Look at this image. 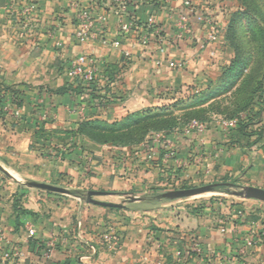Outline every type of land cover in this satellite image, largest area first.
I'll list each match as a JSON object with an SVG mask.
<instances>
[{
    "label": "crops",
    "instance_id": "0c3cea01",
    "mask_svg": "<svg viewBox=\"0 0 264 264\" xmlns=\"http://www.w3.org/2000/svg\"><path fill=\"white\" fill-rule=\"evenodd\" d=\"M185 1L0 0V160L17 179L24 182L21 178H33L51 183L75 173L77 166L71 161V155L62 159L54 151L53 141L60 133L61 123L66 127L77 121H121L167 102L170 96L165 92L172 86L182 88L204 83L198 77L199 72H194L196 65L191 56L198 51L206 32L194 30V35L179 45H172L171 39L168 40L173 28L170 23L177 14L186 11ZM122 7L139 25L130 34L120 30ZM83 10L91 11L98 24L94 38L81 45L75 34L79 12ZM150 18L155 22L152 27L146 25ZM224 19L222 16L223 23ZM153 30L162 33L151 36L156 43L157 38L167 37L164 45L143 44L141 37ZM81 54L96 59L100 72L97 83L101 87L114 74L109 104L100 107L87 93L77 95L66 91L74 84L68 75V62ZM160 59L165 61L162 66L156 63ZM169 60L183 64L179 75L175 76L174 70L169 69ZM207 70H215V66L211 64ZM13 92L17 93L20 106L13 103ZM15 110H20V117L13 114ZM181 131L179 138L173 139H179V156L187 163L186 169L193 173L208 169L215 178L264 189V110L259 120L251 124L247 135L235 129L226 130L216 123L203 132ZM159 160L162 164L158 166L164 167L180 163V160H166L163 155ZM95 170L97 178L109 175L102 180L104 189H118L115 171L107 169L105 174L106 169L101 165ZM129 182L135 185L134 181ZM5 185L0 178V227L4 230L0 264H179L175 256L178 236L172 239L173 233L161 225L153 224L150 229L147 225L143 228L133 225L123 229L126 232L121 248L109 253L97 244L96 233L102 231L97 226L102 224L98 220L85 223L87 208L81 210L73 226L68 222L72 216L60 198H43L37 192L22 196L18 188L5 191L2 188ZM20 199L18 208L36 215H21L19 224H22L17 228L16 218L21 211L15 210V204ZM51 204L55 208H49L54 210L48 216L46 206L52 207ZM176 227L179 229L178 223ZM31 229L34 236L30 235ZM180 229L186 231L184 225ZM150 230L157 238L146 240V245L143 239L136 240L133 231L145 237ZM203 231L201 237H211L203 240L209 250L228 249L230 240L226 236L220 240L216 238L220 236L218 231ZM7 251L21 253L16 263L4 258Z\"/></svg>",
    "mask_w": 264,
    "mask_h": 264
},
{
    "label": "rangeland",
    "instance_id": "374dc122",
    "mask_svg": "<svg viewBox=\"0 0 264 264\" xmlns=\"http://www.w3.org/2000/svg\"><path fill=\"white\" fill-rule=\"evenodd\" d=\"M193 1L197 3L200 15L196 17L195 22L190 20L188 26L190 25L193 31L198 29L205 32L209 27L214 26L219 36L215 43L208 45L205 35L202 39L204 47L200 45L198 51L191 56L196 65L194 72H199L198 77L203 78L204 83L201 86L182 88L172 86L165 92L171 99L169 97V100L161 106L149 108L144 114L129 119L130 128L135 127V131L129 134H116L118 129L121 131L126 129L125 120L111 122L107 120L105 122L108 126H93L88 129L95 134L94 137L91 135L95 139L127 137L138 142L133 146L117 147L110 143L101 144L78 134L77 129L81 122L77 121L66 127L61 123L58 131L60 133L53 141L54 151L62 159L71 155V161L77 166V170L74 174L64 175L57 181L42 183L64 188L69 194L50 193L31 188L25 184L39 181L33 178H21L18 175L25 184L17 185L14 180L0 171V178H3L6 184L2 188L8 192H11V188L12 190L18 188L20 192L22 191V196H25L26 192H37L42 194L43 198H60L66 212L72 216L68 222L73 226L81 210L87 208L85 223H89V220H98L97 222L102 224L97 226L102 228V231L96 233L97 244L109 253L121 248L123 235L126 232L123 229L133 225L140 228L147 225L149 226L147 229H150L153 224H158L173 233L172 239H177L174 235L178 236L175 256L179 264H264V202L232 196L224 187L190 198L177 200L162 198V194L170 191L217 183H232L236 188L244 187L238 185L240 182L236 180L226 181L215 178L208 169L203 173H193L186 169L187 163H183L179 156V144H177L179 139L173 138H179L181 130L190 131L188 124L193 120L210 127L212 123L220 125L223 121H230L228 119L231 117L242 116L254 88L264 76V0ZM122 12L126 18H130L127 9L122 7ZM222 16L225 17L224 23ZM174 18L175 21L173 19L170 23L173 28L168 40H172L170 42L172 45H179L173 38L175 34H179V30H182L184 25L177 16ZM160 34L162 33L153 30L140 37L141 40L146 37L149 40L147 43L143 41L145 46L151 47L152 43L154 46L164 45L163 42L167 41V37L157 38V43L156 40L151 39V36L158 37ZM158 62L165 63L163 59L156 60V63ZM170 62L179 63V61L167 62L169 69L174 70V75H179L180 69H172L169 66ZM211 64L215 66V70L209 71L207 67ZM230 67H233L234 71H225ZM98 74L100 75V72ZM113 124L116 126H112ZM161 155L166 160H180V163L177 166H158L162 164L159 163ZM0 163L7 168L1 160ZM99 165L105 167V174L107 169L115 171L119 179L118 189L110 190L102 187V180L108 179L109 175L106 174L103 179L97 178L98 173L95 168ZM129 181H134L135 185ZM71 191H78L79 195H72ZM91 191L107 192L108 195L95 196L94 199L122 207L109 208L88 203ZM132 198L141 200L131 202ZM17 202L18 206H21L22 200ZM51 205L52 207L46 206L45 213L48 216H51V210H54L49 208H55L54 204ZM177 223L179 229L176 227ZM180 224L184 225L186 233L181 231ZM80 228L79 224L78 239L81 235ZM204 229L218 231L220 236L216 235V238L220 240L226 236L230 240L228 249L209 250L203 240H211V237L207 238L205 235L201 237ZM133 232L136 233V240L143 239L144 245L146 240L149 242L153 237L157 238L152 230L146 232L145 237L139 231ZM190 232L193 234H189ZM196 243L199 247L195 246Z\"/></svg>",
    "mask_w": 264,
    "mask_h": 264
},
{
    "label": "built area",
    "instance_id": "2783aa9c",
    "mask_svg": "<svg viewBox=\"0 0 264 264\" xmlns=\"http://www.w3.org/2000/svg\"><path fill=\"white\" fill-rule=\"evenodd\" d=\"M165 3H168L170 0H164ZM184 7L186 9L185 12H181L179 14H177L178 19H180L183 22L184 27L181 28L182 30H179V34H175L173 40L174 42H181L182 40H184L185 38H189L192 37L193 34V29L192 27L189 25L188 26V22H190V20H194L196 17H199V9L197 8V3L195 4L194 1L192 0H187L184 3ZM123 9H125V7H123ZM121 13L119 15V25H120V30L123 34H129L133 31H135L136 29V24L134 22V20L132 19H128L125 17L124 12L121 11ZM154 20L153 18H150L148 20V23H146L149 27L154 26ZM98 22L94 16V14L89 11V10H83L81 12H79V19H78V31L76 32V41L78 44H85L87 43L89 40L94 38V29L97 26ZM214 24V22H213ZM208 25H210V23L208 22ZM178 32V31H177ZM158 33V32H157ZM206 44H212L215 43L218 39V30L216 27L211 26L209 27L208 31L206 32ZM147 38V37H146ZM144 39L142 40V42L144 41V43H147L149 40L148 39ZM172 40H170L171 42ZM204 41V40H203ZM201 42L200 45L201 47H204V42ZM169 42V43H170ZM115 46L118 47L119 43H115ZM157 65L162 66V62H158ZM169 66L172 69H182L183 68V64L182 63H176V62H170ZM68 75L70 78L72 79H76L79 78L82 80V82L85 85L88 84H93L94 82L97 81L98 79V66H97V61L95 58L90 57L86 54H81L79 56H77L74 60H71L68 62ZM15 116L20 117L21 112L20 110H15ZM45 120V119H44ZM238 121L237 120H230V121H223L221 122L220 125H222L221 127H223L226 130H232L235 129L237 127ZM189 129L191 130H197L200 132L205 131L208 126L206 124L203 123H199L196 121H193L191 123L188 124ZM150 158L152 159V155L150 156ZM34 231L30 230V235H33ZM4 240V230L2 229V227H0V242H2ZM195 246L199 247V245L196 243ZM21 256V253L18 251H7L4 253V258L7 260H12L13 262H17V259H19V257Z\"/></svg>",
    "mask_w": 264,
    "mask_h": 264
},
{
    "label": "trees",
    "instance_id": "16d2710c",
    "mask_svg": "<svg viewBox=\"0 0 264 264\" xmlns=\"http://www.w3.org/2000/svg\"><path fill=\"white\" fill-rule=\"evenodd\" d=\"M130 19L134 20L132 18V16H129ZM136 27L139 26L138 22L136 20H134ZM234 71V68L230 67L227 68L225 71ZM115 83V79H114V74H110L109 78L107 79V83L105 85V87H101L97 81L94 82L93 84H88L85 85L81 79L76 78L74 79V84L70 85V87L66 88V91H74L75 93H77V95H82L83 93H87L88 95H90L92 101H97L98 105L100 107L107 105L110 103V99L113 97V93H112V88H113V84ZM73 85H76L75 87ZM210 85V82H209ZM17 93L13 92V103L15 105H19V102H17ZM264 110V76L259 80V83L257 84V86L254 88L251 96H250V100L247 104L246 107H244V110L242 112V116H237V117H231L228 120H237L238 124L237 127L235 128V130H237L240 134L242 135H247L248 134V130L251 126V124L253 122H257L259 120V118L261 117V114ZM140 114H144V112L141 113H135L133 115H130L128 117H126L125 119V123H127L126 129L124 131H121L120 129L117 130L118 135H123V134H129L130 132H134L135 127H131L130 128V124L128 123L129 119H133L136 118L137 116H139ZM146 115V114H145ZM194 121V120H193ZM108 126V123L105 121H101V120H89V121H84L81 122L79 124V127L77 129L78 134L81 136H85L88 139L92 140V141H96L98 143L101 144H112L115 145L117 147H126V146H133L136 143L135 140H131V139H127L123 138V139H104L102 137V139H100L99 137H97L96 139L93 138L95 136V134H92L91 130L89 131V128H92L93 126ZM112 126H116V125H112ZM112 126H110L112 128ZM119 127V126H117ZM120 132H125V133H120ZM91 135L93 137H91ZM90 137V138H89ZM227 181V180H226ZM72 195H79L78 191H71L70 192ZM18 204L15 205V210L21 211L18 215V217L16 218V226L17 228L22 224H19V217L21 215H27V216H34L36 215L35 213L28 211V210H20L18 208Z\"/></svg>",
    "mask_w": 264,
    "mask_h": 264
},
{
    "label": "water",
    "instance_id": "95a60500",
    "mask_svg": "<svg viewBox=\"0 0 264 264\" xmlns=\"http://www.w3.org/2000/svg\"><path fill=\"white\" fill-rule=\"evenodd\" d=\"M0 171H2L5 175H7L9 178L14 180L15 182L19 184H25L19 179H17L7 168H5L1 163H0ZM25 185H28L31 188H35L38 190L50 192V193H57V194H69V192L61 187H57L51 184L47 183H42V182H28ZM219 187H224L229 194L232 196L242 198V199H253V200H258L261 202H264V189L259 188V187H253V186H244L241 188H236V185L232 183H217V184H210V185H205L197 188H188V189H180V190H174L170 191L167 193L162 194V198L164 199H169V200H177V199H184V198H190L198 195H202L208 192H213ZM103 195H108L107 192H102V191H91L89 192V197H88V203L102 206V207H109V208H118L122 207L118 204H113V203H107V202H101L98 200H95V196H103ZM140 198H132L130 201L135 202V201H140Z\"/></svg>",
    "mask_w": 264,
    "mask_h": 264
}]
</instances>
